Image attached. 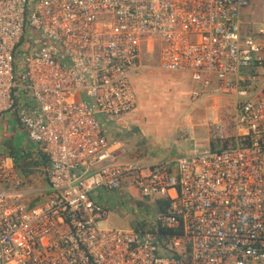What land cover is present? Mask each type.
Masks as SVG:
<instances>
[{"label": "built area", "instance_id": "built-area-1", "mask_svg": "<svg viewBox=\"0 0 264 264\" xmlns=\"http://www.w3.org/2000/svg\"><path fill=\"white\" fill-rule=\"evenodd\" d=\"M249 6L0 0V119L16 116L47 163L32 204L0 156V264H264V22ZM145 47L160 71L190 74L193 99L235 96L234 143L152 168L119 162L105 125L136 110ZM124 187L169 205L141 229L102 227L112 212L95 191Z\"/></svg>", "mask_w": 264, "mask_h": 264}, {"label": "crops", "instance_id": "crops-1", "mask_svg": "<svg viewBox=\"0 0 264 264\" xmlns=\"http://www.w3.org/2000/svg\"><path fill=\"white\" fill-rule=\"evenodd\" d=\"M254 11L255 10H251L249 12L248 9L246 11L247 16H252L251 13H254ZM250 20L254 24L264 22L262 19L253 20L251 18ZM169 74L171 73H161L159 71V74H155L147 70H141L138 75L133 77V83L144 89V84L142 82L146 78L148 80H156L158 78L157 81L163 85L173 84V81L167 80H172L174 77V79H179V77L185 79L188 75L191 79L188 73L178 72L172 73L171 75ZM263 83L264 73L261 77L260 85ZM172 87L177 90L175 91L177 97L174 99L172 98V100L171 97H169V99L165 101L166 106L163 108V111H165L163 115H167L169 111H171L166 118L168 119V126L162 125L163 122H166L165 118L156 119V121H159L156 124L152 121L148 122V117H146L148 115L141 109L138 111L136 109L134 113L125 116L117 123H106L105 128L108 140L111 143L121 142L125 147L119 158L120 163L134 167L152 168L159 163H171L179 157L200 153L202 152L200 150L206 149V144L209 145L207 151L210 150V142L212 140L210 134L214 136V129H218L219 126L223 125V120L229 112H234L235 96H206L195 100L191 97L192 91L195 88L193 85L190 86L189 95L191 98L186 94H182L178 85H173ZM256 87H258V85ZM173 97H175V95H173ZM203 110L205 112L210 111V116L202 114L201 112ZM2 119L3 121L0 120V127L4 128V126H8L9 131L13 132V134H10L11 138L8 140L11 142L12 147L8 146V153H6L4 157H7L5 159H7L8 165H15L18 167L19 171L27 178L28 187L33 191V194L29 198L32 200V204H35L42 199V194L45 190L47 163L45 160H41L38 149L29 142L26 132L19 125L15 116L6 115ZM146 124L155 126L153 129L155 134L153 135L156 138H153L150 132L146 130ZM213 125H215V127H213ZM211 128L213 133L209 131ZM19 133H21V135ZM170 136H172V138H169ZM199 136L205 137L206 141L204 144L198 143L197 137ZM0 149L2 148L0 147ZM19 149H21L20 159L14 160V157L11 156L8 158L9 153L13 151L16 152ZM95 194V199L110 208L112 213L108 221L111 224L122 222V214L128 211L132 206L137 205L136 210L141 208V213H143L145 210L150 209L146 203L153 202L150 199L142 198L134 189L127 187L117 192L98 189L95 191L94 195ZM138 216L139 215L135 216L136 225H138L139 222ZM129 224V227H137L134 226L131 220Z\"/></svg>", "mask_w": 264, "mask_h": 264}, {"label": "rangeland", "instance_id": "rangeland-1", "mask_svg": "<svg viewBox=\"0 0 264 264\" xmlns=\"http://www.w3.org/2000/svg\"><path fill=\"white\" fill-rule=\"evenodd\" d=\"M254 4V7H253ZM249 12L251 10H255L254 13H251L252 16L249 17V19H253V20H260L262 19L264 21V0H250V6L249 8ZM250 14V15H251ZM158 51L156 52H152V50L150 48L146 47L143 50V54H142V63L144 65L143 70H147L150 72H153L155 74H159V69L157 68L158 65ZM159 70V71H158ZM161 73H165L160 71ZM172 74V73H171ZM169 74V75H171ZM136 75H132V82H133V77ZM149 76V75H148ZM178 76V74H177ZM174 77V76H173ZM175 78V77H174ZM172 79V80H167V81H173V84H167V85H163L162 83L158 82L157 79H145L143 80V84H144V89H142L141 87L134 85L137 97H138V105H137V111L138 110H142L146 115V117H148V122L152 121L154 122V124L158 123L159 121H156V119H160V118H167L168 115L170 114L171 111H169V113L167 115H163L165 114V111H163L164 106H166V100L169 99V97L172 98H176L177 95L175 94L177 91L176 89H174L172 86L173 85H178L180 88V92L182 94H186L188 97H190V86H194L197 87L196 83L191 82V79L189 78V76L187 75L186 78H180L179 79ZM175 82H179V83H175ZM173 95H175V97H173ZM191 98V97H190ZM170 100V101H171ZM165 102V103H164ZM136 111V110H135ZM134 113V112H132ZM132 113H129V115H131ZM202 114H205V116H210V111L209 112H205L204 110L201 112ZM233 114L234 112H229L228 115L225 117V119L223 120V125L219 126L218 129H214L215 134L213 136V134H210V136H212V140L210 142V150H218L220 148L223 147H227L229 145H231L234 142V137H235V132H234V128H233V124H232V119H233ZM6 116V115H4ZM3 116V117H4ZM14 116V115H11ZM164 116V117H163ZM3 117H1V121H3ZM16 117V116H15ZM157 117V118H156ZM167 121L168 119H166V122H163L162 125H167ZM220 125V124H219ZM155 126H153L152 124H146V130L148 132H150V134L152 135L153 138H156L153 134H155V131L153 130ZM213 127H215V125H213ZM210 133H213V130L211 128V130L209 129ZM13 134V132L9 131V127L8 126H4L0 127V147L2 149H0V156H5L6 153H8V146L12 147L11 142H9L8 140L11 138V135ZM21 135V133H19ZM169 138H172V136H170ZM197 141L198 143H205V137H197ZM227 145V146H226ZM209 147L208 144H206V149L205 150H200L202 152L207 151V148ZM21 148V147H20ZM10 150V149H9ZM21 149H19L16 152H11L9 154V156L14 157V156H19L21 157ZM133 189V188H131ZM135 190V189H134ZM136 191V190H135ZM137 192V191H136ZM96 196V194L94 195ZM146 205H148L150 207V209L145 210V213H148L149 216L151 218H156L157 217V212L155 211L157 210L156 206H155V202H149L146 203ZM137 208V205L132 206L128 211H125L122 216H123V220L122 222H116V224H111L108 220L106 221V223H103L101 226L102 227H114V228H120V229H126L129 227V223L130 220L133 222L134 226L136 225V220H135V216L139 215L138 218L144 217L146 221H151L152 219L144 216L141 213V208Z\"/></svg>", "mask_w": 264, "mask_h": 264}, {"label": "clouds", "instance_id": "clouds-1", "mask_svg": "<svg viewBox=\"0 0 264 264\" xmlns=\"http://www.w3.org/2000/svg\"><path fill=\"white\" fill-rule=\"evenodd\" d=\"M144 199H147V198H144ZM151 200V199H150ZM153 202H155V206H156V208H157V210L156 211H158L157 212V214H159L160 212H159V208H158V206H159V202L160 201H164V200H152ZM144 216H147V217H149V218H151L150 216H149V214L148 213H145V212H143L142 213ZM142 218H144V217H141V218H138V225H137V227H135V228H138V229H141V228H143L144 227V222L142 221ZM134 228V227H133Z\"/></svg>", "mask_w": 264, "mask_h": 264}, {"label": "trees", "instance_id": "trees-1", "mask_svg": "<svg viewBox=\"0 0 264 264\" xmlns=\"http://www.w3.org/2000/svg\"><path fill=\"white\" fill-rule=\"evenodd\" d=\"M234 143V142H233ZM227 146V145H226ZM216 150V149H215ZM21 157H19V156H14V160H18V159H20ZM159 206H158V208H159V212L161 211V212H163V211H165V208L169 205V203L167 202V201H160L159 203Z\"/></svg>", "mask_w": 264, "mask_h": 264}]
</instances>
